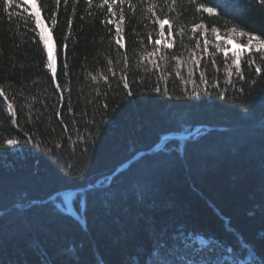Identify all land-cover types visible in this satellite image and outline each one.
Returning <instances> with one entry per match:
<instances>
[{"label":"trees","instance_id":"trees-1","mask_svg":"<svg viewBox=\"0 0 264 264\" xmlns=\"http://www.w3.org/2000/svg\"><path fill=\"white\" fill-rule=\"evenodd\" d=\"M100 2L33 0L55 77L29 4L13 0L11 19L0 11V264H159L155 243H175L181 230L215 246L219 264H234L238 244L264 256V51L243 53L240 80L211 33L236 27L264 39V5L198 0L221 5L209 16L188 0H117L112 16ZM121 8L117 43L106 21ZM156 19L172 24L171 36L165 24L161 38ZM201 22L207 54L191 31ZM170 133L191 134L152 150ZM11 138L19 142L5 145ZM141 151L109 186L112 170ZM75 189H84L72 198L78 218L59 196L46 201Z\"/></svg>","mask_w":264,"mask_h":264},{"label":"snow or ice","instance_id":"snow-or-ice-1","mask_svg":"<svg viewBox=\"0 0 264 264\" xmlns=\"http://www.w3.org/2000/svg\"><path fill=\"white\" fill-rule=\"evenodd\" d=\"M61 0H56V4L59 5ZM75 3L76 0H73ZM119 5L122 6L126 2L128 3L129 7H131V0H118ZM188 2L192 5L195 6L196 12L197 13H206L209 16H217L219 15V11L221 9V5L217 4L215 6H208L205 3H200L198 0H188ZM257 2L260 5H264V0H257ZM63 3L67 5L68 0H63ZM87 3L89 6L93 4V0H87ZM172 5L174 6L176 3V0H171ZM13 6V0H0V11L3 13H6L9 15V18L11 19L12 17V12L11 8ZM117 0H101L99 7L101 10L107 9V13L111 14L112 16H116V12L114 11V8L117 7ZM16 7H19V5H16ZM32 8H35L36 5L33 3L31 5ZM155 5L149 4V6L146 9V12L150 14L151 17H156V12H155ZM30 18H34V23H35V28L39 29V39L43 41L44 44V50L47 52V68L53 71L54 77H55V71L56 69L53 66V56H52V49L49 48L48 46V39L44 35V29L42 27V21H41V16L38 12H30L29 13ZM125 19L124 14H123V9L121 8L120 14H119V20H113L109 19L106 22L107 23H114L116 27V32L115 35L117 37V43H119L121 39V31H120V22ZM26 22V21H25ZM105 21H102L104 23ZM156 24L159 25L161 31H160V36L161 38L164 37V26L165 24H168V34L169 36L172 35V24L168 23L167 19L161 20V19H156L154 21ZM71 24V20L69 21ZM192 33H196L197 31L200 32V36L204 37L203 40V48L202 51L204 54L208 53V48L209 45L213 43V41L209 40L206 36V26L203 22L199 24H195L191 28ZM211 33L215 36L216 43L214 44V47L217 52H223V55L225 58L229 57V49L227 45L231 43V38L230 36L227 38L223 39V43L221 44L219 41L221 40V36L219 34V31L217 27L213 26L211 28ZM230 33H236L237 35L241 37H247V44L244 45L242 48H239L237 50H232L231 51V66H235V71L239 76L240 80H244L245 77L242 73L241 69V57L243 53L251 48H255L256 51H264V39L261 38L260 35L253 34L249 31H238L236 27H233L230 29ZM179 35L183 36L184 32L181 30ZM34 42V41H33ZM156 44H160V40H156ZM120 47H124L123 44L120 45ZM166 47H171V45H166ZM201 47L200 41H196V48L199 49ZM156 53H159V48H157ZM150 56L152 55L151 53L149 54ZM192 61L193 63L198 64L199 62L197 61V57L195 54L192 56ZM250 65L254 63V61L249 60L248 62ZM213 65L215 66V62H213ZM125 66H127V62L125 60ZM256 74L260 75L262 72V68L258 65L255 68ZM232 73L229 72V77H231ZM189 76L191 77V71L189 72ZM201 82L207 84V80L205 79V76L203 73H201ZM189 82L194 83L189 79ZM231 83V81H229ZM255 83V81H253ZM124 87L128 88V82L125 79L124 80ZM243 89H240L242 91ZM154 91L157 93L160 92V88L157 86ZM128 95H132L131 91L128 92ZM192 95L196 96L199 95L197 91H193ZM224 93L221 92L220 96L221 98L224 97ZM0 96H5V93L0 90ZM5 100H7V97L5 96ZM13 105L11 103L7 104V110L12 114L13 117H15V112L12 111ZM13 123H15V120H13ZM168 140V139H167ZM167 140H165L167 142ZM19 141L15 138L11 139H6L4 141L5 145L12 146L16 145ZM135 162V161H134ZM132 165H129V168ZM122 165H118L117 168H114L112 170L115 175L112 176V181L111 183L115 181L117 176H120L122 173L118 169H120ZM111 175V174H110ZM105 180L108 179V177H104ZM62 195L61 193H57V196ZM108 196H111L113 194L108 193ZM77 196L76 193H68L67 198L65 200V206L67 208H71L74 201L71 199V197ZM107 198V196H106ZM78 199V196H77ZM156 253L159 257V264H219V260L216 258V249L215 246L209 245L208 241L205 240L201 235H198L195 233V231H187V230H181L179 231V234L175 238V243H170L168 240H163V241H157L154 245ZM229 251L232 254L233 257V262L234 264H264V256H259V259H257V256L259 255L258 253L254 252H249V250L241 245H237L236 247H233L229 249Z\"/></svg>","mask_w":264,"mask_h":264},{"label":"rangeland","instance_id":"rangeland-1","mask_svg":"<svg viewBox=\"0 0 264 264\" xmlns=\"http://www.w3.org/2000/svg\"><path fill=\"white\" fill-rule=\"evenodd\" d=\"M24 1L29 4L31 12L35 11V12H38L39 13V11L37 10V7H35V8H32L31 7V5L33 4V0H24ZM41 21H42V19H41ZM42 27L44 29V35L48 39V46H49V48L52 49L53 65H54V49H53V45H52V40H51L50 32H49L48 27L44 24L43 21H42ZM39 31L40 30L38 29V32ZM219 34L221 36V40H220L221 43H223V39L224 38H227V37L230 36L231 43H229L227 45L230 54H231V51L232 50H237V49L242 48L244 45L247 44V37H241V36L237 35L236 33H230V32H228V33H225V35H223L221 33H219ZM251 50H256V49L255 48H251V49H249V50H247L245 52H249Z\"/></svg>","mask_w":264,"mask_h":264},{"label":"water","instance_id":"water-1","mask_svg":"<svg viewBox=\"0 0 264 264\" xmlns=\"http://www.w3.org/2000/svg\"><path fill=\"white\" fill-rule=\"evenodd\" d=\"M191 133H189V134H183V133H170V134H167V135H165V136H162V138L160 139V141L152 148V150H158V149H160L162 146H163V144H164V142H165V140H166V138H180V137H182V138H186L188 135H190ZM147 152H149V151H141V152H138L132 159H130V160H128V161H126L123 165H122V167H125V166H127L133 159H135V158H138L139 156H141V155H143L144 153H147ZM121 167V168H122ZM82 190H84V189H75V190H65V191H62V192H59V193H61V194H63V193H78V192H80V191H82ZM61 196V195H60ZM56 197H58L57 196V194H55V195H53L52 197H50V198H48V199H46V201H49V200H54ZM64 212H66V213H68L67 211H65V210H63ZM70 214V213H69ZM75 216V215H74ZM76 218H78V216H75Z\"/></svg>","mask_w":264,"mask_h":264},{"label":"bare ground","instance_id":"bare-ground-1","mask_svg":"<svg viewBox=\"0 0 264 264\" xmlns=\"http://www.w3.org/2000/svg\"><path fill=\"white\" fill-rule=\"evenodd\" d=\"M125 167H126V166H125ZM122 168H124V167H122ZM122 168H120V169H122ZM120 169H118V170H120ZM67 194H68V193H63V194L61 195V203H58V205L60 206L61 209L67 211L68 213L73 214V215H75V216H78V214H77L76 211L73 209V207H71V208H67V207L65 206V200H66V198H67ZM59 197H60V196H59Z\"/></svg>","mask_w":264,"mask_h":264}]
</instances>
